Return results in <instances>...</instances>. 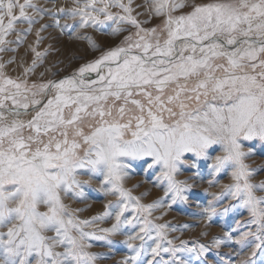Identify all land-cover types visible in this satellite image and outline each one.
<instances>
[{
  "label": "snow or ice",
  "instance_id": "snow-or-ice-1",
  "mask_svg": "<svg viewBox=\"0 0 264 264\" xmlns=\"http://www.w3.org/2000/svg\"><path fill=\"white\" fill-rule=\"evenodd\" d=\"M139 7L149 8L148 19L138 18ZM56 11L65 13L42 9L39 0H0V53L15 50L5 47L10 35L19 48L44 13ZM66 15L77 28L127 34L62 79L45 80L46 68L30 80L48 56L38 51L46 25L35 30L33 58L28 66L21 62L20 77L8 76L0 62V264H98L108 257L91 251V241L111 248L117 236L134 253L122 264H190L179 255L185 252L206 257L231 233L190 248L169 238L190 225L178 229L157 223L162 216L153 219L154 210L188 201L193 184L178 178L181 165L200 172L187 154L211 160V175L230 177L213 198L229 200L225 213L248 212L256 231L240 240L255 236L252 264L264 261V180L255 182L261 169L248 163L255 145L246 146L264 143V0H73ZM152 18L160 24L146 26ZM81 38L100 51L91 37ZM217 145L220 154L212 155ZM134 164L159 170L170 202L144 204L132 195L126 182ZM94 179L115 202L80 219L85 209H70L65 197L86 199L85 185ZM203 211L211 223L218 209L209 204ZM108 221L110 227H100Z\"/></svg>",
  "mask_w": 264,
  "mask_h": 264
},
{
  "label": "rangeland",
  "instance_id": "rangeland-1",
  "mask_svg": "<svg viewBox=\"0 0 264 264\" xmlns=\"http://www.w3.org/2000/svg\"><path fill=\"white\" fill-rule=\"evenodd\" d=\"M22 2V0H21ZM197 2H206V0H197ZM136 5H144L145 0H135ZM39 6L42 9H59L64 8L65 13L59 11L46 12L44 18L38 24L33 26V32L27 36L26 41L22 46L17 48L16 35L12 34L8 37L12 43L5 47L15 49L0 53V62H4L6 73L13 79L20 77L23 72L21 62L24 61V66L31 64L33 53L29 49V45H34L37 39L35 30L42 25H46V31L42 32V42L38 47V51L44 52L48 50L44 64L37 69V74L32 76L30 80H37L39 73L44 72L46 68L51 69L45 74L44 79H62L70 76L81 65L97 59L102 51L115 47L123 39L127 33L119 36L109 34L111 29L107 31H96L91 28H77L78 21L69 19L66 12L73 6V0H39ZM135 7V5H134ZM150 8V3H149ZM149 8L139 7L137 12L143 13L138 18L141 20L149 18ZM113 11H118L114 9ZM56 19L60 20V27H56ZM161 18H152L151 24L148 27L160 24ZM127 27V26H125ZM27 25H18V30L23 32ZM81 37H91L99 46L100 51H94L87 39ZM10 59L16 63L7 64ZM55 74V76H53ZM96 74L93 73L94 77ZM24 120L31 119L30 116L21 117ZM247 145H255V155L248 161L253 168H260L255 182L264 180V143L260 141H249ZM212 155H219V146H214L209 150ZM190 162H195L198 166L200 175L197 176V168H192L188 164L181 165L183 175L178 178L181 180L188 179L193 187L187 193L189 199L187 202H177L169 208H159L154 210L153 219L155 217H163L157 220V223H167L178 229H182L184 225H190L191 228L183 229L182 231H174L169 233V238L173 239L177 244L181 241L188 242V247H195L199 244L211 246L214 238H224L226 232H230L232 239L223 244L220 248L210 247L206 257L196 259L195 253L185 252L179 255L187 259L190 264H252L253 257L251 255L255 246V236H249L241 241L240 236L245 232L255 233L254 225H249L251 217L244 209H231L227 213L224 212L225 207H230L229 200L226 197L220 196L219 199H214L213 194L219 196L221 192L220 184L231 183L230 177L224 173L211 175V160H196L192 154H187L186 157ZM159 170L153 172L146 169L142 164H134L130 170V179L126 182V187L132 190V195L141 197V203L151 204L158 200H163L166 203L170 202V195L165 196L164 183L157 180ZM82 180H87L84 176ZM214 181L213 186H209L208 181ZM218 182V183H216ZM99 179H94L90 185H85L86 199L74 200L70 197H65V203L70 206V209H85V211L77 213L80 219H90L93 216L101 214L105 209L104 205L108 200L115 202L114 197H105L100 190ZM147 194V195H145ZM232 203H235L233 201ZM209 204L214 205L217 209V215L213 217L209 223L205 217L204 209L209 207ZM129 215V213H126ZM111 221L102 223L100 227H110ZM91 231V229H88ZM125 231L134 234L135 230L126 229ZM207 233V235H203ZM114 246L109 248L102 241H91L94 247L91 251L102 254L107 259L101 260L98 264H122L125 257L132 256L133 250L124 244L125 237L117 236L112 238ZM139 241L136 244L139 245ZM257 257L260 253L257 251ZM165 259H170L168 254H164ZM257 264H264V261H258Z\"/></svg>",
  "mask_w": 264,
  "mask_h": 264
}]
</instances>
